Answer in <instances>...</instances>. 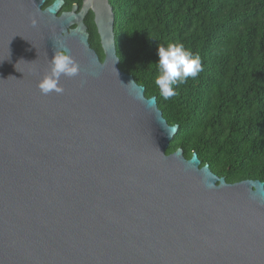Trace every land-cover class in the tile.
Here are the masks:
<instances>
[{"label":"water","instance_id":"obj_1","mask_svg":"<svg viewBox=\"0 0 264 264\" xmlns=\"http://www.w3.org/2000/svg\"><path fill=\"white\" fill-rule=\"evenodd\" d=\"M47 1L0 0V264H264V182L167 152L178 125L119 68L109 0ZM54 41L80 73L44 95Z\"/></svg>","mask_w":264,"mask_h":264},{"label":"trees","instance_id":"obj_2","mask_svg":"<svg viewBox=\"0 0 264 264\" xmlns=\"http://www.w3.org/2000/svg\"><path fill=\"white\" fill-rule=\"evenodd\" d=\"M52 0H48L46 4ZM62 10L81 0H65ZM118 66L155 96L178 130L167 152H196L228 183L264 182V0H109ZM45 4V5H46ZM90 45L101 54L97 32ZM177 42L202 71L163 99L154 84L158 45ZM95 43V44H94Z\"/></svg>","mask_w":264,"mask_h":264},{"label":"clouds","instance_id":"obj_3","mask_svg":"<svg viewBox=\"0 0 264 264\" xmlns=\"http://www.w3.org/2000/svg\"><path fill=\"white\" fill-rule=\"evenodd\" d=\"M36 21H33L35 25ZM53 55L50 58L46 73L37 81V88L44 95L62 94L64 89L60 83L62 77H75L80 73L77 61L68 54L63 45L54 41ZM157 75L154 84L159 95L167 100L177 94V86L189 78H196L202 71L199 56L194 55L183 44L169 42L158 45Z\"/></svg>","mask_w":264,"mask_h":264},{"label":"flooded vegetation","instance_id":"obj_4","mask_svg":"<svg viewBox=\"0 0 264 264\" xmlns=\"http://www.w3.org/2000/svg\"><path fill=\"white\" fill-rule=\"evenodd\" d=\"M82 1L83 0H81V2L80 3H76L77 5H78V9L77 10H79L80 9V6H81V4H82ZM66 4V2H65V0H64V3H63V5H62V8H63V6ZM74 4V3H73ZM72 4V5H73ZM72 9V6L69 8V9H65V10H62V11H70ZM94 17H95V13H94V11L91 9V8H89L88 9V11L86 12V14H85V16H84V23H85V25H86V28H87V31H88V36H89V38H88V40L90 39V38H92L93 39V34L92 33H94V32H97V26H96V24H95V19H94ZM97 34H98V32H97ZM98 38H99V36H98ZM99 41V40H98ZM91 42V40L89 41V43ZM95 44V43H94ZM99 44H100V42H99ZM90 47H92L91 45H90ZM93 48V47H92ZM99 48H100V50H102V48H101V45L99 46ZM94 49V48H93ZM95 50V49H94ZM96 51V50H95ZM96 53L98 54V56H99V59L100 60H103V57H104V54H103V51H102V56H101V54L99 53V52H97L96 51Z\"/></svg>","mask_w":264,"mask_h":264}]
</instances>
